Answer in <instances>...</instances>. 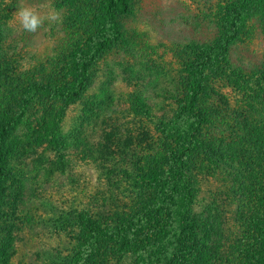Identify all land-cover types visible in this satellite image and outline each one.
Instances as JSON below:
<instances>
[{
  "label": "rangeland",
  "instance_id": "1",
  "mask_svg": "<svg viewBox=\"0 0 264 264\" xmlns=\"http://www.w3.org/2000/svg\"><path fill=\"white\" fill-rule=\"evenodd\" d=\"M108 1L0 0V125L36 87L76 80L79 62L110 35ZM241 1L132 0L117 19L122 37L93 66L80 99L35 96L4 143L0 264H70L91 222L115 227L143 213L141 197L153 193L139 175L165 171L182 147L193 150L187 168L196 197L189 220L197 232L187 234V247L206 241L197 253L209 262L200 264H251L259 256L264 0L240 6L239 36L220 51ZM22 6L43 19L34 33L15 16ZM208 49L214 70L200 101L207 122L189 142V128L168 125L190 67ZM117 248L103 240L91 264H136Z\"/></svg>",
  "mask_w": 264,
  "mask_h": 264
},
{
  "label": "trees",
  "instance_id": "2",
  "mask_svg": "<svg viewBox=\"0 0 264 264\" xmlns=\"http://www.w3.org/2000/svg\"><path fill=\"white\" fill-rule=\"evenodd\" d=\"M249 1L242 0L230 10L232 16L226 29L224 45L220 48L221 53H224L230 43L239 36V20L243 10L240 6L246 5ZM131 8L132 0H109L105 6L104 15L110 21V35L101 43L94 45L85 58L79 62L76 80L68 83L63 89L57 86L36 87V92L23 100L19 113L0 125V184L7 177L4 143L11 128L24 116L36 95H54L58 98H66L68 103L80 99L90 81L93 66L104 53L110 52L122 37L117 19L128 15ZM214 62V49H208L201 54L199 61L192 64L189 77L186 79L183 97L172 117L174 124L168 125L184 127L185 130L189 128V132L186 133L189 142L196 138L207 122L200 101L205 93L207 74L210 70H214L212 67ZM2 74L3 68L0 63V81ZM192 152L190 147H182L172 155L169 168L165 171L162 168H154L139 175L141 184L150 186L153 193L146 191V196L141 197L142 214L139 212L132 215L121 225L115 227L104 226L102 228L87 219L88 227L90 222L92 225L89 228V234L86 233L80 244L81 252L73 256L70 264H91L92 259H95L96 247L102 244L103 240L111 239L116 242L117 249L134 256L136 264H191L189 263L191 259H195L194 261L198 264L209 262V258H202L197 253L206 241L204 243L202 240L195 241L196 248L186 245L187 234L195 237L197 232V228L189 220L196 198L187 168L188 158ZM1 202L0 191V209ZM259 249V256L256 255L251 264H264V232L260 239Z\"/></svg>",
  "mask_w": 264,
  "mask_h": 264
},
{
  "label": "clouds",
  "instance_id": "3",
  "mask_svg": "<svg viewBox=\"0 0 264 264\" xmlns=\"http://www.w3.org/2000/svg\"><path fill=\"white\" fill-rule=\"evenodd\" d=\"M15 16L22 28L28 32H36L43 23L41 16L32 7H20L17 13H15ZM47 18L56 21L58 19V14H49Z\"/></svg>",
  "mask_w": 264,
  "mask_h": 264
}]
</instances>
